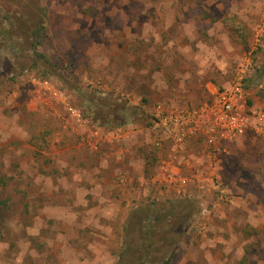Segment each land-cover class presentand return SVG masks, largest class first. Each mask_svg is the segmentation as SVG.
I'll return each instance as SVG.
<instances>
[{
    "label": "rangeland",
    "instance_id": "374dc122",
    "mask_svg": "<svg viewBox=\"0 0 264 264\" xmlns=\"http://www.w3.org/2000/svg\"><path fill=\"white\" fill-rule=\"evenodd\" d=\"M246 59L264 112V0H0V264H264V137L210 159L147 130Z\"/></svg>",
    "mask_w": 264,
    "mask_h": 264
},
{
    "label": "built area",
    "instance_id": "2783aa9c",
    "mask_svg": "<svg viewBox=\"0 0 264 264\" xmlns=\"http://www.w3.org/2000/svg\"><path fill=\"white\" fill-rule=\"evenodd\" d=\"M250 60L246 59L233 75L228 86L222 90L218 88L212 92V99L200 106L179 107L168 106L164 102H156L149 109V129L156 133L154 145L159 147L165 142L172 143L173 150L181 152L187 143L202 139L204 149L213 159L223 151L224 146L244 137L247 133H254L264 137V113L247 103L248 93L244 89ZM51 99L60 100L62 95L44 82ZM224 87V86H222ZM69 119L78 127L84 125L85 119L79 110L66 107ZM93 138L99 137V131L93 129ZM169 161H162L159 166V176L174 179L175 184L187 185L189 180L177 174H171Z\"/></svg>",
    "mask_w": 264,
    "mask_h": 264
},
{
    "label": "trees",
    "instance_id": "16d2710c",
    "mask_svg": "<svg viewBox=\"0 0 264 264\" xmlns=\"http://www.w3.org/2000/svg\"><path fill=\"white\" fill-rule=\"evenodd\" d=\"M246 79H245V83H244V89L245 90H246ZM228 85H229V83L227 85H224V87H219L218 89L219 90H222L223 88H225V86H228ZM247 103H248L249 106H251V102L249 101V99L247 100ZM83 118L85 119V116L84 115H83ZM84 124H86V121L84 122ZM92 130H93V128H92Z\"/></svg>",
    "mask_w": 264,
    "mask_h": 264
},
{
    "label": "flooded vegetation",
    "instance_id": "af4514ba",
    "mask_svg": "<svg viewBox=\"0 0 264 264\" xmlns=\"http://www.w3.org/2000/svg\"><path fill=\"white\" fill-rule=\"evenodd\" d=\"M147 130H150V129H149V124H148V126H147ZM153 145H154V141H153ZM154 146H155V145H154Z\"/></svg>",
    "mask_w": 264,
    "mask_h": 264
},
{
    "label": "clouds",
    "instance_id": "9594fccd",
    "mask_svg": "<svg viewBox=\"0 0 264 264\" xmlns=\"http://www.w3.org/2000/svg\"><path fill=\"white\" fill-rule=\"evenodd\" d=\"M258 110H260V109H258ZM261 111V110H260ZM262 112V111H261ZM264 113V112H263Z\"/></svg>",
    "mask_w": 264,
    "mask_h": 264
}]
</instances>
